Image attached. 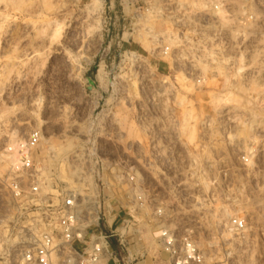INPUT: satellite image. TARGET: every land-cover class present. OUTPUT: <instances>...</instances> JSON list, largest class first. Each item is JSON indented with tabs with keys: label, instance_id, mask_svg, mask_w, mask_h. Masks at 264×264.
I'll return each mask as SVG.
<instances>
[{
	"label": "rangeland",
	"instance_id": "1",
	"mask_svg": "<svg viewBox=\"0 0 264 264\" xmlns=\"http://www.w3.org/2000/svg\"><path fill=\"white\" fill-rule=\"evenodd\" d=\"M152 5L168 14L0 0V177L7 140L41 129L51 192L78 182L135 206L134 176L154 198L142 237L168 221L191 231L201 264H264V0Z\"/></svg>",
	"mask_w": 264,
	"mask_h": 264
},
{
	"label": "built area",
	"instance_id": "2",
	"mask_svg": "<svg viewBox=\"0 0 264 264\" xmlns=\"http://www.w3.org/2000/svg\"><path fill=\"white\" fill-rule=\"evenodd\" d=\"M109 2L114 6L115 0ZM167 12L163 7L158 11L152 0H133V20L164 17ZM168 50L166 46L165 54ZM42 139V130L34 129L25 136L9 138L5 144L8 169L0 177L4 190L0 197V264L203 262V254L186 228L181 230L168 221H159L150 228L153 236L158 234L154 243L142 237L141 214L154 198L144 196L142 186L133 182L134 176L130 177V193L138 201L135 206L112 205L111 196L78 182L57 186L53 188L55 193L51 192L43 166L34 158ZM171 156L152 152L155 161L170 163ZM159 173L166 174L164 170ZM158 193L152 189L148 195ZM160 213L156 209L153 214ZM233 223L243 227L238 219ZM163 253L168 256L164 258Z\"/></svg>",
	"mask_w": 264,
	"mask_h": 264
},
{
	"label": "crops",
	"instance_id": "3",
	"mask_svg": "<svg viewBox=\"0 0 264 264\" xmlns=\"http://www.w3.org/2000/svg\"><path fill=\"white\" fill-rule=\"evenodd\" d=\"M137 264H140V263H137Z\"/></svg>",
	"mask_w": 264,
	"mask_h": 264
},
{
	"label": "bare ground",
	"instance_id": "4",
	"mask_svg": "<svg viewBox=\"0 0 264 264\" xmlns=\"http://www.w3.org/2000/svg\"><path fill=\"white\" fill-rule=\"evenodd\" d=\"M44 137V136H43Z\"/></svg>",
	"mask_w": 264,
	"mask_h": 264
}]
</instances>
